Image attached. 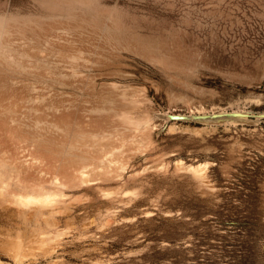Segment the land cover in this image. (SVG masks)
Wrapping results in <instances>:
<instances>
[{
	"label": "rangeland",
	"instance_id": "obj_1",
	"mask_svg": "<svg viewBox=\"0 0 264 264\" xmlns=\"http://www.w3.org/2000/svg\"><path fill=\"white\" fill-rule=\"evenodd\" d=\"M0 264H264V0H0Z\"/></svg>",
	"mask_w": 264,
	"mask_h": 264
},
{
	"label": "water",
	"instance_id": "obj_2",
	"mask_svg": "<svg viewBox=\"0 0 264 264\" xmlns=\"http://www.w3.org/2000/svg\"><path fill=\"white\" fill-rule=\"evenodd\" d=\"M171 118H186L182 116H173ZM201 120H205L206 122H214L217 120H238L239 118H242L241 113L237 112H229V113H218V114H211V115H206L205 117H201Z\"/></svg>",
	"mask_w": 264,
	"mask_h": 264
},
{
	"label": "bare ground",
	"instance_id": "obj_3",
	"mask_svg": "<svg viewBox=\"0 0 264 264\" xmlns=\"http://www.w3.org/2000/svg\"><path fill=\"white\" fill-rule=\"evenodd\" d=\"M168 118H170V119H172L171 117H173L172 115H170V114H167L166 115ZM199 170V169H198Z\"/></svg>",
	"mask_w": 264,
	"mask_h": 264
}]
</instances>
